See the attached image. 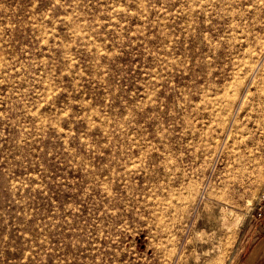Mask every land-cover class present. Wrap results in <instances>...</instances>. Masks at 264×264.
Listing matches in <instances>:
<instances>
[{
	"label": "rangeland",
	"instance_id": "rangeland-1",
	"mask_svg": "<svg viewBox=\"0 0 264 264\" xmlns=\"http://www.w3.org/2000/svg\"><path fill=\"white\" fill-rule=\"evenodd\" d=\"M263 187L264 0H0V264H242Z\"/></svg>",
	"mask_w": 264,
	"mask_h": 264
},
{
	"label": "crops",
	"instance_id": "crops-1",
	"mask_svg": "<svg viewBox=\"0 0 264 264\" xmlns=\"http://www.w3.org/2000/svg\"><path fill=\"white\" fill-rule=\"evenodd\" d=\"M252 232L258 233L257 240L251 244L242 264H264V221L257 223L255 231Z\"/></svg>",
	"mask_w": 264,
	"mask_h": 264
},
{
	"label": "built area",
	"instance_id": "built-area-1",
	"mask_svg": "<svg viewBox=\"0 0 264 264\" xmlns=\"http://www.w3.org/2000/svg\"><path fill=\"white\" fill-rule=\"evenodd\" d=\"M253 214V217L257 222L264 221V187L262 188L257 197Z\"/></svg>",
	"mask_w": 264,
	"mask_h": 264
}]
</instances>
